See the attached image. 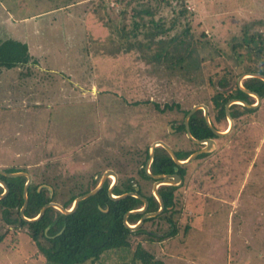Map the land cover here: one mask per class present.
<instances>
[{
  "label": "rangeland",
  "instance_id": "obj_1",
  "mask_svg": "<svg viewBox=\"0 0 264 264\" xmlns=\"http://www.w3.org/2000/svg\"><path fill=\"white\" fill-rule=\"evenodd\" d=\"M39 13L43 17L35 26L19 23L8 35L9 21ZM0 29V39L21 41L4 46L11 54L0 57L5 65H31L0 68V170L29 173L31 187L48 196L55 191L48 183L53 184L59 204L83 190L85 174L98 169L99 151L108 147L102 146L103 137L114 156L122 143L137 144L143 152L159 140L193 153L198 145L185 134L173 138L168 129L181 125L195 106L212 109L224 91L223 79L234 87L241 75L264 70V49L258 46L264 44V0H0ZM187 30L194 41L193 63L157 61L160 47L174 59L185 56L180 48L174 51L172 40H183ZM67 89L82 96L83 111H76L82 115L75 119L64 109L69 102L58 97ZM167 103L179 104L181 112L157 109ZM234 123L231 134L187 166L175 196L179 235L164 243L147 234L133 236V250L142 243L166 264H195L200 254L178 251H191L195 235L198 251L209 257L197 264H234L228 246L234 226V245L245 238V264H264V99ZM217 124L224 131L230 121ZM87 158L94 160L86 163ZM159 216L143 226L154 238L171 230ZM238 226H245V234L237 236ZM1 235L0 264L8 263L5 256L12 264H46L28 229L8 226L0 216Z\"/></svg>",
  "mask_w": 264,
  "mask_h": 264
},
{
  "label": "trees",
  "instance_id": "obj_2",
  "mask_svg": "<svg viewBox=\"0 0 264 264\" xmlns=\"http://www.w3.org/2000/svg\"><path fill=\"white\" fill-rule=\"evenodd\" d=\"M74 2V0H68ZM180 16L184 15L182 11L179 12ZM187 14V13H186ZM181 19V18H180ZM173 26H176L174 22ZM163 27V26H162ZM159 24L156 28L161 32H165ZM246 31V29H245ZM184 35L183 40L178 38L172 40L174 51L181 49L185 56L173 58V52L160 47L158 53L155 55L157 61H172L171 64L181 67L183 65H190L193 63V37L189 34ZM252 36V43H256ZM258 38V37H257ZM8 43V44H7ZM12 41H3L0 39V57L4 54L11 55L5 50L6 45L13 46ZM5 46V47H4ZM259 49H264V44L258 45ZM179 49V50H180ZM25 52V62H29L31 57ZM3 60V59H2ZM0 59V63L5 65L6 62ZM174 65H169L173 68ZM13 66V65H8ZM253 73V72H252ZM258 73L264 75V70ZM223 92L219 93L215 98V105L218 108V115L225 117V105L229 99L241 98L249 103H253L252 97L245 94L235 83L234 87L229 86V82L223 79L220 82ZM244 87L252 92L257 93L264 98V81L258 78H248L244 81ZM230 89L228 91L227 89ZM232 89L235 91L233 92ZM224 93H229L225 95ZM246 112H253L254 110L244 108ZM188 111H186V115ZM233 117H235L233 115ZM185 126L182 125V129ZM191 133L196 139L214 138L215 135L208 127L202 111L197 112L190 119ZM192 153H185L181 155L180 160H186ZM205 154L201 155L204 157ZM170 162L169 173H173V166H175L171 157H167ZM20 170H7L6 173H18ZM22 172V171H21ZM0 180L6 185H12L10 194L7 198L4 197L0 200V216L2 220L9 226H16L28 229L29 236L35 242L39 250L46 258V264H165L163 261L157 259L154 254L147 251L142 243H138L135 249H132L131 237L147 234L149 239H156L163 241L168 236H173L177 233L176 221L174 216L177 214L174 187L167 186L163 188L161 195L164 197L166 208L162 215L159 217L167 221L171 230L158 237H152L153 234L146 231L142 225L136 231H131L124 224V216L129 210L139 207L142 202L128 198L119 202H110L109 210H106L104 202H100L99 195L93 196L80 202L77 210L73 214L65 215L55 208H48L41 219L35 222H27L20 216V210L23 207L24 200L22 192L24 189L26 177H7L0 174ZM50 187L55 189V186L48 183ZM7 185V186H8ZM3 188L0 187V195L3 194ZM105 193V192H104ZM84 192L73 194L68 201L62 203L64 208H69L74 200L84 195ZM56 197L52 198L50 195H45L43 191H38V187H31L29 189V205L25 211V217H36L41 209L50 202H55ZM108 200V199H107ZM152 211H158L159 204L152 199ZM12 203V204H11ZM101 209H100V207ZM32 212V213H31ZM142 215H131L128 222L135 225L141 219ZM158 217L149 218L147 222H153ZM159 219V218H158ZM4 240V235L0 236V243Z\"/></svg>",
  "mask_w": 264,
  "mask_h": 264
},
{
  "label": "flooded vegetation",
  "instance_id": "obj_3",
  "mask_svg": "<svg viewBox=\"0 0 264 264\" xmlns=\"http://www.w3.org/2000/svg\"><path fill=\"white\" fill-rule=\"evenodd\" d=\"M246 79H248V78H245L242 82L243 86H244V81ZM237 85H238V83H237ZM251 97L253 98L254 96H251ZM261 98H262V100L264 99L263 97H261ZM233 100L246 101V100L241 99V98L229 99L225 105V117H221L220 115H218V108L215 105V100L213 101V105H211L212 109H210L207 106L209 109L208 112H209L210 120H211V123L214 126V128L220 133L229 132L225 136H217L214 134L215 135L214 138H209V139H213L215 141V144L217 143V140L220 139L221 137H226L229 134H231L234 130V127H235L234 122L239 120V118L242 116V114L244 112L246 113L244 108H247V107H245L239 103L232 104L230 107V114H231V117L233 119L232 129L230 127V125H231V123H230V125L227 129H225L224 131H220V129L218 127L219 125L217 123L219 121L224 120V119L229 120L227 117V113H226V106L230 101H233ZM246 102H248V101H246ZM249 104L256 105L257 103L253 102V103H249ZM135 107H136V105H135ZM235 107H241L243 109V111L233 109ZM157 109L162 113H164L166 111L181 112V110H182L179 104H177L176 106H174V105L169 106L168 103L163 108L157 107ZM248 109H250V108H248ZM191 110L188 111V114ZM252 110H255V109H252ZM199 111H202V113L204 115L203 109H200L197 112H199ZM210 111L212 113V118L210 115ZM187 115L185 114L184 120H183L181 125H178L176 127H170L168 129V133L170 134V136H172L173 138L177 136L178 140H179L181 134H185L186 137H188L187 132H186V126H185V120H186ZM233 115L235 117H233ZM189 124H190V121H189ZM182 125L185 126L184 129H182ZM129 127H131V124ZM190 130H191V128H190ZM102 139H103L102 146L108 145L109 149H108V147H107V151L103 149L102 154L99 151V156L96 159L97 164H98L97 165L98 169H96V170L94 169L92 172L89 171L88 173L85 174L84 189L83 190L80 189L78 191V193L85 191V194H88V193L94 191L95 189H97L99 187V185H101L100 190L93 196L99 195L100 202L102 200V202H104V204L106 206L105 211L109 210V203L110 202H119L121 200L128 199V198H133V199H136V200L142 202V204L139 207H137L133 210H129L128 212L140 210V209H143L145 207V204L141 200V198L146 199L148 202V205L145 208L144 212L141 213V215L143 216V214L155 212V211H152V209H151L153 198L158 202V200L154 196V187H155L157 180L150 176V174H152V175H177V176H179L180 177L179 183L175 186H171V187L175 188L174 195L176 196L177 191H179V187L182 186L184 181H185L187 166H177V164L174 162L173 158L167 152V150H165L161 145H158L159 142H164V140L154 141L150 145L149 149L146 148L145 151H143V152H139L137 144L126 145L125 143H122L123 146L121 145V147H120L121 150L117 152V153H119V155L117 154V156H114V155H116V150L114 148L111 150L112 145L107 144L108 142L105 145V143H104L105 138L103 137ZM135 139L137 140V134L135 137L133 136V138H132L133 141ZM198 140H200V139H198ZM190 141L194 145H196V146L198 145L200 147L196 151L200 150L204 146V145L197 144V143L193 142L191 139H190ZM164 143H166V142H164ZM153 144L157 145L155 148V156H154L152 163L150 165H148V162L150 160L151 147ZM167 145H169V144H167ZM170 147L173 149V151H174V153L178 159H180L179 157L181 155H184L185 153L188 152V151H185L183 148L175 147L172 145ZM104 151H106V152H104ZM196 151H193V153H195ZM109 152H110V155H108ZM189 153H192V152H189ZM112 154H113V157H112ZM168 156L171 157L172 161L175 164V166L172 167L173 171H174L173 173H169L170 162L167 159ZM201 158H203V157H201V155H200L196 160L201 159ZM93 160L94 159L87 158L86 163H89V161L91 162ZM181 160H183V159H181ZM196 160H194V161H196ZM176 169H177V171H176ZM149 182H151L150 185H149ZM26 183H27V181L25 182V185H26ZM25 185H24V189H25ZM164 187H167V186L161 185L158 187V192L160 195H161V192H165V191H163ZM8 188H9V191H8L7 195L10 194V192H11L10 189L12 188V185H8ZM30 188H31V185H30L29 189ZM24 189L22 192L23 200H24ZM56 189L57 188H55L54 190L56 191ZM38 191L39 192L41 191L39 187H38ZM55 191L53 192V194L51 192V195H50L51 198L53 196L57 197ZM3 192H4V190H3ZM134 194H135V196H134ZM7 195L5 196L6 198H7ZM124 195H127V196L122 198V199H119V200H114L115 197H120V196H124ZM93 196H91V197H93ZM161 197H162V199L164 201V205H165L164 197L162 195H161ZM68 200H66V201H68ZM175 203H176V201H175ZM158 204H159V202H158ZM28 205H29V190H28ZM61 205H62V203H61ZM23 206H24V204H23ZM27 208H28V206H27ZM27 208H26V210H27ZM159 208H160V204H159ZM159 208H158V210H159ZM165 208H166V205H165ZM100 209H101V207H100ZM128 212H126V213H128ZM145 222H144V224H145ZM6 225H8V224H6Z\"/></svg>",
  "mask_w": 264,
  "mask_h": 264
},
{
  "label": "water",
  "instance_id": "obj_4",
  "mask_svg": "<svg viewBox=\"0 0 264 264\" xmlns=\"http://www.w3.org/2000/svg\"><path fill=\"white\" fill-rule=\"evenodd\" d=\"M245 78H258V79H261L264 81V75L260 74V73H248V74H243L239 77L237 83L240 87V89L250 95V96H254L257 98L258 102L256 105H251L249 104L248 102L246 101H241V100H233V101H230L227 106H226V113H227V117L231 123L230 127L232 129V126H233V119L231 117V114H230V107L232 104L234 103H239L247 108H250V109H256L261 101H262V98L260 95H258L257 93L255 92H252L248 89H246L242 82ZM200 109H203L204 110V116H205V121L208 125V127L212 130V132L217 135V136H225L227 135L229 132H226V133H220L218 132L214 126L212 125L211 123V120H210V116H209V109L207 106H195L190 112L189 114L187 115L186 117V120H185V126H186V132H187V136L189 139H191L193 142L197 143V144H201V145H204L203 148H201L200 150L196 151L195 153H193L191 156H189L186 160H179L177 158V156L175 155L173 149L167 145L166 143L164 142H159L158 145H161L165 150H167V152L171 155V157L173 158L174 162L177 164V166H188L189 164H191L194 160H196L200 155L202 154H205V153H209L211 151V149L213 148V146L215 145V141L213 139H202V140H198L196 138H194L191 134V130H190V124H189V121H190V118ZM230 129V130H231ZM229 130V131H230ZM156 144H153L152 147H151V152H150V160L148 162V165H150L154 159V156H155V148H156ZM177 171V169H176ZM149 173V172H148ZM0 174L1 175H4V176H7V177H26L27 178V183L25 185V189H24V206L22 207L21 211H20V215L22 217V219H24L25 221L27 222H35V221H38L39 219L42 218V216L45 214L46 210L48 208H55L56 210L60 211L62 214H65V215H69V214H73L81 201L83 200H86L88 198H90L91 196L95 195L101 188V185H99V187L97 189H95L94 191L88 193V194H84V195H81L79 197H77L73 204L70 206V208H64L61 204L59 203H56V202H50L48 204H46L42 209L41 211L39 212V214L34 217V218H27L25 217V210L28 206V190H29V187L32 183V176L27 173V172H18V173H6L5 171H2L0 170ZM150 176L154 179L157 180L156 184H155V187H154V196L155 198L158 200L159 204H160V209L156 212H152V213H147V214H143L142 218L138 221L137 224L135 225H130L129 222H128V218L131 216V215H137V214H141L144 212L145 208L147 207L148 205V202L146 199H143L141 198V200L144 202L145 204V207L143 209H140V210H135V211H131V212H128L125 214L124 216V224L127 228H129L131 231H136L138 228H140L144 222L149 219V218H155V217H158L159 215H161L163 212H164V209H165V205H164V201L161 197V195L159 194L158 192V187L159 186H175L179 183L180 181V177L177 176V175H152L150 174ZM0 185L4 188V193L0 195V200L3 199L8 191H9V188L8 186L0 180ZM51 189V188H50ZM52 191V194H53V190L51 189ZM127 195H124V196H120V197H113L114 200H119V199H122L124 197H126ZM135 196V194H134Z\"/></svg>",
  "mask_w": 264,
  "mask_h": 264
},
{
  "label": "crops",
  "instance_id": "obj_5",
  "mask_svg": "<svg viewBox=\"0 0 264 264\" xmlns=\"http://www.w3.org/2000/svg\"><path fill=\"white\" fill-rule=\"evenodd\" d=\"M41 17H43V16H41V14L39 13L38 15L36 14V15H34L33 16V18H29V19H27V21H20V20H16V21H9V22H11V23H7L8 24V29L7 30H9V34L8 35H10V36H12V30H14L15 28H14V26H20L21 24V26H25L26 27V25H27V27L28 26H30V25H32V24H29V22H34V24H33V26H35V24H36V19L37 18H41ZM6 20H8V18L6 19ZM5 20V21H6ZM19 23H21V24H19ZM2 27H5V25H2ZM1 30V29H0ZM3 35V34H2ZM11 38V37H10ZM1 40H2V37H1ZM8 41H12V42H17V43H21V41H18V40H15V39H11V40H9V39H7ZM3 41H5V40H3ZM31 65H13V66H8V65H0V68L1 69H4V70H6V71H10V70H14V69H19V68H22V67H30ZM44 66V65H43ZM45 66H51V65H45ZM48 67H46V68H48ZM52 67H54V68H56V69H64V70H68L70 67H67V65H53ZM75 67V66H74ZM53 68V69H54ZM68 68V69H67ZM77 68V67H76ZM79 69V68H78ZM50 70H52V69H50ZM70 89H72V87H70ZM52 94V93H51ZM58 97H59V99H61V100H63L64 102L66 101V102H69L68 104H66L65 105V107H64V109H71L72 110V119H75V116H78L79 114H81L80 112H76V111H83V108H82V106H83V104L82 103H79L80 102V100H81V98H82V96L81 95H79V93L78 94H76V93H71L70 91H69V89H67V90H62V91H59V95H58ZM61 106L63 105V103L62 104H60ZM82 115V114H81ZM85 116H87V115H85ZM91 116H87V118H90ZM73 121V123H76V121H74V120H72ZM71 121V122H72ZM98 129H99V127H98ZM57 133H59V132H57ZM77 143V142H76ZM75 143V144H76ZM84 145H86L85 143H84ZM88 147V146H87ZM179 227H177V229H178ZM193 227L192 226H190L189 228H188V230H186V228H185V232H188V231H190L191 229H192ZM233 231H234V226H231V229H229V232H231V234L229 235V240H228V246H230L231 247V252H232V250H233V254L231 253L229 256H230V261H231V263H233V262H236V263H234V264H245V238L243 239V241H242V244L239 246V245H237V246H235L234 245V243L232 242V237H233ZM179 231L177 230V233L175 234V235H173V236H168L166 239H164L163 241H161V242H163L164 243V241L165 240H167V241H171V240H173L174 238H175V236H178L179 234ZM241 233H243V234H245V226H238V233H237V236L238 235H240ZM186 234V233H185ZM188 234V233H187ZM199 235V234H198ZM191 245H192V249H191V251L189 250V248L187 249V248H185V247H181V248H179V250L178 251H183V252H185L186 254H190V252L192 253V255H197V254H200L201 256H199L198 255V257H196L195 258V264H197V263H199L201 260H203V259H201V258H204V256L198 251L199 250V243H197V238L195 237V235L192 237V243H191ZM199 252V253H198ZM235 254V258L233 257V255ZM205 259H209V257L207 256L206 258H204V260ZM5 261H6V263L7 264H12L11 263V260L9 259V257L7 256H5ZM163 262H165V261H163ZM166 264V263H165ZM176 264H180L179 262H177L176 261Z\"/></svg>",
  "mask_w": 264,
  "mask_h": 264
},
{
  "label": "bare ground",
  "instance_id": "obj_6",
  "mask_svg": "<svg viewBox=\"0 0 264 264\" xmlns=\"http://www.w3.org/2000/svg\"><path fill=\"white\" fill-rule=\"evenodd\" d=\"M191 155H192V154H191ZM191 155H190V156H191ZM179 160H180V159H179ZM159 209H160V208H159ZM164 210H165V209H164ZM130 225H131V224H130ZM132 226H133V225H132Z\"/></svg>",
  "mask_w": 264,
  "mask_h": 264
}]
</instances>
